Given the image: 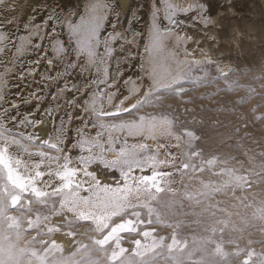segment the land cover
I'll use <instances>...</instances> for the list:
<instances>
[{"label": "snow or ice", "instance_id": "obj_1", "mask_svg": "<svg viewBox=\"0 0 264 264\" xmlns=\"http://www.w3.org/2000/svg\"><path fill=\"white\" fill-rule=\"evenodd\" d=\"M2 2L3 0H0V3ZM102 7L107 6L90 5L88 13L81 16L78 22L72 20L66 22L67 30L74 41L73 51L76 59L69 60L63 71L57 72L55 77L50 75L44 77L50 81H64L63 86L53 94L54 100L60 98L59 94L73 93L70 99H65V103L88 115V119L83 120L82 126L76 129L77 139L71 146L79 150L75 162L61 147L67 124L73 119L72 113L66 114L67 122L64 116L60 117L55 142L22 131L21 129L35 128L38 125L36 116L40 105L37 104L36 109L21 115L17 103L9 104V98L4 91L7 87L5 74H0V264H99V260L92 258L93 252L103 254L107 264H159L160 261H164V264H230L227 259L230 254L223 247L225 243H234L232 239L225 241L223 238L227 221L217 220L214 225L205 227L204 231L210 235L193 236L190 245L179 232L185 222L169 221L161 214L157 207L160 204L159 193L167 190L175 194L176 190L170 187L173 183L170 179L172 173L158 169L165 163L178 164V170L183 172L191 170L197 173L207 168L213 174L223 177L220 182L201 180L204 190L198 193L185 192L186 199L195 200L198 205H205L203 212L215 207L209 203L215 194L229 188L235 192L236 189L243 190L246 185L250 186L249 176L239 174V169L235 167H219L228 161H221L217 156L205 159L202 150H194V142L200 137L195 131L184 128L181 129V134H177L174 129L182 125L183 121L169 113L139 114L132 120H122L120 117L140 113L144 108H157L164 99L180 98L197 87H208L222 80L227 81L229 73L236 69L229 68L225 72L217 66L219 75L210 77L207 69L202 68V74H196L194 71L195 65L205 62L198 60L182 62L174 57L176 69L174 74L171 65L162 69L163 74L158 73L155 66L145 69L146 75L151 77V82L143 94L125 106L126 101L140 93L139 83L133 82L128 95L121 97L111 110H105V104L113 105L117 91L112 90L116 87V82H110L108 62L105 59L112 55L110 41L115 37L110 34L103 38L101 36L105 16L98 9ZM165 7L169 23L177 24L173 6L166 4ZM158 12L157 6V11L153 13L150 43L145 49L149 55L163 49L164 34L169 31L161 30L155 19ZM48 20L61 22L60 17L50 16ZM177 38L179 39V35ZM4 39V34L0 33V43ZM101 44L103 52L99 51ZM51 48L62 62L64 57L70 54L69 49L57 39L53 40ZM0 51L3 49L0 48ZM81 60L83 61L80 64L81 73L87 72L89 68H95L96 78L85 80L83 84L70 82L66 78L71 75L70 70L76 68L77 61ZM35 63L39 64V61ZM48 64L55 67L52 59H48ZM128 83L129 81H125L126 85ZM238 86V81H230L226 83L225 88H218L210 95L219 94L221 91L230 92ZM32 96L40 99L35 93ZM81 98L82 102L78 103ZM206 98L209 97L200 96V99ZM27 102L29 101H25ZM243 102L241 99L237 103ZM44 112L51 117L54 109L49 107ZM107 118H114V122H105ZM75 119L81 117L77 116ZM256 119H264V116H258ZM192 122L196 123L195 120ZM10 124L14 126H9ZM89 126L98 129L94 136L85 131ZM105 132L106 140L102 139ZM113 133L123 134L122 144L121 136ZM158 135L174 137L178 142L177 146L184 148L181 157L168 153V160L158 159L159 149H166L167 144H158L153 151L147 143L131 145L128 143V138L155 141ZM22 141L35 145L38 149L55 150L58 154L53 156L43 150L30 152ZM118 144L120 146L116 147ZM94 164L118 171L119 180L115 186L102 183L96 173L89 170ZM135 170H139L141 174L135 175ZM145 172L149 174H143ZM82 192L86 195H82ZM219 203L217 202V205ZM33 205L37 207L34 208ZM217 210L224 211L219 208ZM58 217L62 219H56ZM252 219L264 222V206L253 212ZM85 222L89 223L90 230L96 233L90 238L91 245L82 241V237L89 229L82 227L78 233L71 230L75 225ZM244 222L246 225L249 223L247 220ZM153 224L171 228L170 239L158 235L156 229L151 227ZM215 225L223 227L218 228ZM64 228L68 230L62 231ZM29 231H34L36 235L25 240L21 246L23 237ZM217 231L221 233L219 240L213 238ZM58 234L64 239H57ZM41 235L50 239L41 240L39 239ZM130 236L138 238L128 241L127 237ZM125 242L131 243L133 247L131 249L123 247ZM258 242L249 241L250 244ZM34 244H39V249L29 246ZM245 251L237 246L231 255L239 257ZM78 254L80 259L77 260L75 257ZM253 255L252 251H247V258L242 264H250ZM258 261L259 264H264V256L258 257Z\"/></svg>", "mask_w": 264, "mask_h": 264}, {"label": "bare ground", "instance_id": "obj_2", "mask_svg": "<svg viewBox=\"0 0 264 264\" xmlns=\"http://www.w3.org/2000/svg\"><path fill=\"white\" fill-rule=\"evenodd\" d=\"M122 1L127 3V7H123L124 10L117 4V0H3L0 3V19H5V22L6 19H10L4 24V21H0L2 23L0 33L4 34V40L9 39L7 42L3 40L0 43V48L3 49L0 51V74H5L7 87L4 91L9 98V104L17 103L21 115L33 111L39 104L40 109L36 116L38 125L35 128L21 130L53 142L56 139L60 117L64 116L67 122L66 114L71 112L73 119L67 124L64 143L61 147L68 152L73 162L79 155L78 149L71 148L77 139L76 129L82 126L83 120L88 119V115L65 103V99H70L73 93H62L59 94L58 100L53 99V94H56L58 88L63 86L64 81H50L44 78L49 75L55 77L57 72L63 71L69 60L76 59L73 51L74 41L69 32L65 31L64 24L67 17L74 18L79 13L86 15L90 5H105L107 7H102L98 11L105 16L107 29L110 27L120 29L119 34L116 35L117 38L113 41L114 48L109 58L110 81L116 82V87L112 90L117 91V96L112 106L105 104V110H111L121 97L128 95L133 82L139 83L140 93L126 101L125 106L143 94L151 82V77L146 75L145 69L155 66L157 72L163 74L162 69L171 65L174 74L176 70L174 57L182 62L191 60L203 62L205 57L212 58L218 61L224 71L227 67L231 68L232 64L249 66L264 60V0H206L208 8L202 13L203 15L197 8L186 13H179L176 18L178 23L175 25L165 21L159 0ZM176 1L180 8H190L189 6L193 5V0ZM157 6L159 14L155 19L162 31L164 29L169 31L164 34L163 49L149 55L145 49L150 43L151 24L154 17L148 10L157 11ZM50 16L60 17L61 22L49 21ZM119 17L122 19L117 22ZM25 25L28 26L25 27ZM63 34L69 37V43L66 41L68 38L63 39V42L68 43L65 46L70 54L64 57L62 62L56 57L51 44L58 35ZM48 59L54 61L55 67L49 66ZM36 61H39V64H36ZM81 63H83L82 60L77 61L76 68L70 70L71 75L66 78L67 80L83 84L85 80L90 81L96 78L95 68H89L82 74ZM125 81L129 83L126 85ZM33 93L40 99L33 97ZM82 99L77 102L81 103ZM25 101L29 102L25 103ZM49 107L54 109L51 117L44 112ZM77 116L81 119H75ZM93 122L99 123V121ZM105 122H113V119H106ZM85 131L94 135L98 129L89 126ZM147 142L156 146L161 143L168 145L166 149H159L158 159L160 160H168V153L177 157L181 155L180 146H177L178 142L172 136L158 135L155 141L128 138V143L131 144ZM22 143L30 152L43 150L53 156L58 154L55 150L38 149L37 146L28 144L26 141ZM12 150L15 151V149ZM33 159L38 158L33 157ZM89 170L96 173L93 166ZM96 176L102 181L105 179L103 175L99 177L96 173ZM81 194L86 195L83 192ZM56 238L64 239L60 234Z\"/></svg>", "mask_w": 264, "mask_h": 264}, {"label": "rangeland", "instance_id": "obj_3", "mask_svg": "<svg viewBox=\"0 0 264 264\" xmlns=\"http://www.w3.org/2000/svg\"><path fill=\"white\" fill-rule=\"evenodd\" d=\"M159 3L160 10L162 9L161 13L168 23L169 21L165 15L167 12V8L165 7L166 4L173 6L175 10L174 19L177 18L179 13H186L197 8L199 13L202 14L208 8L206 0H193V5L191 4L189 6L190 8H180L176 0H159ZM119 5L122 10L127 7V3H124L122 0L119 1ZM148 12L153 15L156 10L149 9ZM77 15L74 16V18L67 17L65 21L72 20L78 22L83 15L81 13ZM120 19L122 18L119 17L117 22H120ZM4 20L5 19H0L1 22ZM9 20L10 19H6V22L4 21L3 24L9 22ZM1 22L0 25H2ZM64 25L66 31L67 23ZM107 26L105 21H103V26L101 28L102 38L110 34L116 39V35L119 34L120 29H114V27L107 29ZM56 39L61 41L64 45L70 42L68 41V35L65 36V34L58 35ZM63 39H67L66 41L68 43L66 41L63 42ZM115 39L110 41L112 49L114 48L113 41H115ZM8 40L6 39L4 42ZM100 48H102L100 50L103 52V44H101ZM105 59H107L108 67H110L109 58L105 57ZM203 60L205 63L194 66L196 74H202L201 69L203 68L207 69L210 73V77L219 75L217 64L220 66V69H222V66L218 61L207 57ZM207 61H211V63H206ZM232 65H230L231 68L236 70L229 73L227 81L222 80L208 87H197L192 91L186 92L180 98L168 97L163 100L159 107L144 108L140 113H133L132 115L125 114L122 120H132L139 114L169 113L172 117L183 121L182 125L174 129L177 134H181V129L184 128L195 131L200 137L199 140L194 142V150H202L205 159L217 156L221 161H228L227 164L219 165V167H235L239 169V174H246L249 176L250 186L246 185L243 190L236 189L235 192L229 188L215 194L209 201V203L215 205V207L210 208L208 212H203L202 210L205 205H198L195 203V200L186 199L184 195L185 192L198 193L204 190L200 182L201 180L205 182H220L223 177L213 174V172L209 171L207 168H205L203 172L193 173L191 170L187 172L178 170V164H162L159 166L158 170L172 173L170 179L173 183L170 187L174 188L176 192L172 194L165 190L159 193L160 204L157 205V207L161 214L169 221L182 220L185 222L182 224L179 232L181 237L187 239L190 245L193 236L210 235V233L204 231L205 227L214 225L217 220L227 221V227L224 228L223 231V238L225 241L232 239L234 243H225L223 247L224 250L230 254L227 258L230 264H242V261L247 258V251H252L254 253L250 264H259L258 257L264 256V222L253 220L252 215L254 211L264 206V204H262V202H264V119H256L258 116H264V60L249 66L246 64ZM229 68L230 67H227L225 72H227ZM230 81H238L239 86L230 92L221 91L219 94L210 95L215 93L218 88H225L226 83ZM201 95L209 98L200 99ZM241 99H243L244 102L237 103ZM183 101L191 102L184 103ZM169 105H171V107H169ZM253 109H255V111H253ZM110 119H113L114 122V118H107V120ZM193 120H195L196 123H193ZM96 132H94V135ZM113 134L121 136L122 144L124 139L122 134ZM102 139H107L106 132ZM147 144L153 151L156 150V145L151 142H147ZM129 145H131V143H129ZM119 146L120 144L116 145V147ZM182 151H184V148L180 146V154ZM157 155H159V151ZM233 157L234 159H231ZM92 166L99 177L100 175L104 176L105 179L103 181L101 180L102 183L115 186L116 182L119 180L118 171L105 169L102 165L97 164ZM134 174L140 175L141 173L139 170H135ZM143 174L149 173L145 172ZM217 202L220 203L217 205ZM249 204L252 206L246 207V205ZM33 207L36 208L37 206L33 205ZM217 208L223 209L224 211H218ZM213 212L215 215H212ZM173 213L177 215L174 216ZM186 213L187 215H185ZM12 214L18 215V213ZM56 219L62 218L58 217ZM245 220L249 221L247 225L244 222ZM197 221L199 223H197ZM215 226L218 228L223 227V225ZM82 227L89 229L82 237V241L84 244L91 245L90 238L95 236L96 233L90 230L91 225L89 223L85 222L75 225L71 230L78 233ZM151 227L156 229L158 235L166 236L170 239V234L172 232L171 228H166L158 224H153ZM234 228L236 229L235 231L233 230ZM241 229L242 231H240ZM67 230V228L62 229V231ZM34 235H36L34 231H29L23 237L21 246H23L25 240L31 239ZM136 238L138 237L130 236L127 237V240L130 241ZM213 238L219 240L221 238V233L217 231ZM39 239L44 240L50 238L41 235ZM249 241L259 242L250 244ZM29 246L37 249L40 247L39 244ZM237 246L246 250L239 257L231 255V253L236 250ZM123 247L131 249L133 245L129 242H125ZM75 258L77 260L80 259V255L78 254ZM92 258L99 260V264H107L106 257L101 253L93 252ZM159 264H164V261H160Z\"/></svg>", "mask_w": 264, "mask_h": 264}]
</instances>
